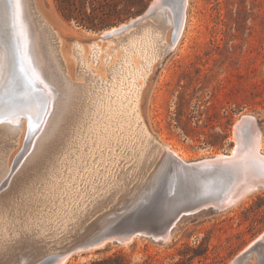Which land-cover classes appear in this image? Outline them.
Masks as SVG:
<instances>
[{
  "label": "bare ground",
  "instance_id": "bare-ground-1",
  "mask_svg": "<svg viewBox=\"0 0 264 264\" xmlns=\"http://www.w3.org/2000/svg\"><path fill=\"white\" fill-rule=\"evenodd\" d=\"M26 6L29 12L25 18L22 11ZM16 10L20 53L31 79L44 95V105L38 116L28 122V128L20 117L24 108H20L22 113L9 109L2 112L10 116L12 123L0 124V264H18V258L22 259L26 253L33 261L55 249L68 248L107 225L108 216L119 204L132 203V198L136 199L146 189L150 191L152 186L145 189L144 184L149 182L153 171L157 170L156 177L160 174L162 164L169 161L165 154L185 158L159 141L146 124L141 125V120L136 127L132 126L137 118L143 119L142 89L147 77L177 44L183 19L175 31L174 16L163 6L152 17L119 34L105 38L98 34L87 41L84 36H72L66 43L62 38L67 36L45 20L33 0L27 3L17 0ZM1 35L0 41L4 38ZM1 47L0 86L9 71L8 57ZM134 113L138 115L136 118ZM117 118L130 122L132 131L128 132L130 126L124 130L125 134L120 132ZM251 120L238 124L242 141L235 142L227 155L214 156L239 161L240 176L232 183L233 187L245 180L259 190L264 189V180L256 178L260 166L257 162L264 164V150L260 131ZM23 124L22 142L15 153L20 155L16 160L26 150L31 152L13 171L11 161L9 165L6 163L7 156L18 144ZM34 134L37 136L33 139ZM116 138L124 141L118 152L115 146L120 143L118 140L114 143ZM125 155H130L129 159ZM116 161L120 162L115 164ZM182 173L185 179L187 173ZM221 174L218 180L223 186L229 175ZM201 178L197 181L201 189L214 193ZM185 181L188 179L180 181L177 191L191 190ZM248 194H242L232 205ZM174 228L162 242L172 236ZM136 237L117 243L128 244ZM108 239L114 241L105 238L94 246L69 251L59 264L73 254L102 246Z\"/></svg>",
  "mask_w": 264,
  "mask_h": 264
},
{
  "label": "rangeland",
  "instance_id": "rangeland-1",
  "mask_svg": "<svg viewBox=\"0 0 264 264\" xmlns=\"http://www.w3.org/2000/svg\"><path fill=\"white\" fill-rule=\"evenodd\" d=\"M34 3L45 20L67 36L62 38L64 42L71 41L72 36H84L85 41L97 37L99 30L93 36L73 21L65 20L55 0H34ZM153 3L154 0H148L138 12L132 7V16L127 20L141 15ZM28 12V7H24L25 18ZM7 14L0 23V35L4 37L0 47L4 45L1 49L6 52L9 66L8 76L0 86V111L22 113L20 108H24L20 117L28 128V122L43 108L44 95L22 59L16 16L12 21ZM183 24L177 44L147 77L142 89L143 119L137 118L132 126L136 127L141 120V125L146 124L159 141L176 150L179 156H185L182 160L192 162L227 154L235 143L236 123L241 116H247L258 123L264 150V0H187ZM31 25L35 26L33 21ZM117 120L120 132L125 134L130 122ZM24 129L23 124L18 144L7 156L6 163L9 165L11 161L13 171L31 152L26 150L16 160ZM122 139L116 138L114 142L120 143L115 146L117 152L123 148ZM201 179L213 192L224 189L216 175ZM200 186L197 185V194H208ZM263 232L264 189H259L223 210L206 209L182 218L166 242L145 236L133 238L128 244L107 240L100 247L73 254L64 264H229ZM60 250L64 248L53 251ZM263 258L264 246L253 250L250 260L259 264Z\"/></svg>",
  "mask_w": 264,
  "mask_h": 264
},
{
  "label": "water",
  "instance_id": "water-1",
  "mask_svg": "<svg viewBox=\"0 0 264 264\" xmlns=\"http://www.w3.org/2000/svg\"><path fill=\"white\" fill-rule=\"evenodd\" d=\"M7 1L3 3L2 0H0V23L3 17L2 13L5 14L6 12L7 14L8 10L9 18L12 21H14L15 16H17V0ZM23 1H26V3L28 2V0ZM163 6L171 10L175 21V31H178L184 16V0H154V3L149 5L141 15L130 20L122 21L117 25L105 27L99 30L98 34L100 38L119 34L140 21L152 17ZM86 30L92 31L90 29ZM175 33L172 35V40L174 39ZM244 119L245 116H241L238 123L235 125L234 142L242 141L243 137L242 133L241 136L239 135L240 129H238V124ZM250 120L251 119L246 118L243 122L249 123ZM251 121L255 123L260 131L258 123L255 120ZM241 130H243V127ZM165 155L168 156L169 161L162 164L159 171L160 174L156 177L154 173L157 170L154 169L155 171L151 173L152 176H150L149 182L144 184L145 189L151 185V190L149 191V189H146L144 193H140L141 195L139 194L136 199L132 198V203L125 202L119 204L116 210L108 216L109 221L107 225L99 228V230L91 232L64 250L44 254L36 260H29L31 255L26 253L22 259L20 257V259L18 258V264H59V260L69 251L75 250L78 247L85 248L94 246L101 243L105 238H111L117 242L128 239L130 236L138 235L162 242L166 240L170 231L182 220V218L194 215L206 209L212 211L223 210L231 206L236 200H239L242 194H248L256 190L251 186V182L245 180L233 187L232 183L240 176L238 171L239 161L233 157L224 158L212 156L207 159L203 158L192 162H186L177 155ZM242 155L244 154H239V156ZM257 163H260V166L257 171L258 177L256 178L264 180V164L259 161ZM181 171H186L187 173L186 178L188 182L185 181V185L191 189L190 191H177V187L182 183L180 181L184 182L186 179L183 178L184 176ZM221 173L229 175V180L224 184L222 192H220V190L212 194H197V181H199L200 176L216 175L221 177ZM190 178L192 182H190ZM173 191L175 196H172ZM263 246L264 232L254 240L247 249L237 254L229 264H253L250 260L253 250ZM259 264H264V258Z\"/></svg>",
  "mask_w": 264,
  "mask_h": 264
},
{
  "label": "trees",
  "instance_id": "trees-1",
  "mask_svg": "<svg viewBox=\"0 0 264 264\" xmlns=\"http://www.w3.org/2000/svg\"><path fill=\"white\" fill-rule=\"evenodd\" d=\"M148 0H55L62 17L93 31L125 21L144 8Z\"/></svg>",
  "mask_w": 264,
  "mask_h": 264
},
{
  "label": "snow or ice",
  "instance_id": "snow-or-ice-1",
  "mask_svg": "<svg viewBox=\"0 0 264 264\" xmlns=\"http://www.w3.org/2000/svg\"><path fill=\"white\" fill-rule=\"evenodd\" d=\"M6 122L12 123V119L10 118V116H6L2 112H0V124L6 123Z\"/></svg>",
  "mask_w": 264,
  "mask_h": 264
}]
</instances>
